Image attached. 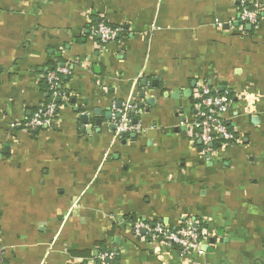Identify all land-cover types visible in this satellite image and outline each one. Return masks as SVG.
I'll return each mask as SVG.
<instances>
[{"label":"crops","instance_id":"obj_1","mask_svg":"<svg viewBox=\"0 0 264 264\" xmlns=\"http://www.w3.org/2000/svg\"><path fill=\"white\" fill-rule=\"evenodd\" d=\"M256 1L250 30L242 0H0V264H100V245L117 264H264ZM101 21L119 30L116 42L102 45ZM58 66L70 74L56 122L32 136L25 125L51 100L43 81ZM204 85L234 93L223 116L231 146L195 137ZM118 104L133 105L137 130L124 136ZM132 218L192 222L206 238L183 255L135 237Z\"/></svg>","mask_w":264,"mask_h":264},{"label":"built area","instance_id":"obj_2","mask_svg":"<svg viewBox=\"0 0 264 264\" xmlns=\"http://www.w3.org/2000/svg\"><path fill=\"white\" fill-rule=\"evenodd\" d=\"M242 9L239 12V21L243 25H257L261 12V4L256 0H242ZM119 30L110 27L105 21L98 25V35L101 38L102 45H107L117 41ZM70 74L68 67L58 66L49 72L45 77L47 90L51 94V100L41 105L27 122L25 128L27 131L52 128L56 122L59 113L58 100L63 99V95L58 91L63 76ZM198 95L194 102L197 119L194 123L195 137L202 141L206 147L219 145L227 147L237 142V137L229 129L223 120V116L228 112L232 103L233 91L228 90L219 93L213 90L209 85L200 87ZM131 106L118 110L122 115L117 125L119 134H127L137 130L131 124L128 117V111ZM115 110V108H114ZM135 237L139 239H151L168 249H176L181 254H188L191 251L199 250L206 238V228L198 226L192 222H186L178 228L170 229L163 223L151 225L146 221H137L132 225ZM4 258V248L1 243V225H0V262ZM118 253L114 250H108L99 253L96 260L100 264H117Z\"/></svg>","mask_w":264,"mask_h":264},{"label":"water","instance_id":"obj_3","mask_svg":"<svg viewBox=\"0 0 264 264\" xmlns=\"http://www.w3.org/2000/svg\"><path fill=\"white\" fill-rule=\"evenodd\" d=\"M247 28L251 30L252 26H251V25H248ZM142 98H144V96H142ZM148 102H149V104L152 105V104H154L155 101H154L153 99H151V100H149ZM131 106H133V105H131ZM139 107L142 108L143 105H139ZM120 108H121V104H118V105H117V109H120ZM82 111L85 112L84 110H82ZM132 112H135V111H132ZM95 114H96V115H101V111L96 110V111H95ZM115 118H116L117 120H121L122 115H121V114H116ZM105 119H106L107 121H112V120L114 119L112 112H108V113L106 114V116H105ZM81 121H82L85 125H88L89 122H90V120H89V116L86 115V114H84V115L81 117ZM102 123H103L102 120H97V121H96V125H97V126H101ZM134 123L136 124L137 121H134ZM115 127H116V126H113V128H115ZM100 131H101V129H98V133H99ZM122 136H124V134H122ZM134 136H135V135H134Z\"/></svg>","mask_w":264,"mask_h":264},{"label":"trees","instance_id":"obj_4","mask_svg":"<svg viewBox=\"0 0 264 264\" xmlns=\"http://www.w3.org/2000/svg\"><path fill=\"white\" fill-rule=\"evenodd\" d=\"M43 85H44V87L45 88H47V84H46V82H45V79H44V81H43ZM58 91H60L61 92V89H60V87H59V89H58ZM38 109V108H37ZM37 109L34 111V113L37 111ZM33 113V114H34ZM44 129H38V130H35V131H31V135L32 136H35V135H38L39 134V132H41V131H43ZM218 147H220L219 145H215L214 146V148H218ZM138 221V220H136L135 218H132V221ZM105 251H107V249H105V247L103 246V245H100V252H105ZM117 262H118V258H117Z\"/></svg>","mask_w":264,"mask_h":264}]
</instances>
